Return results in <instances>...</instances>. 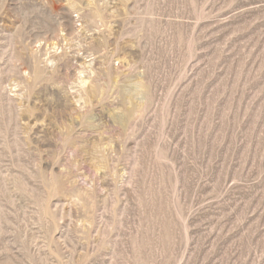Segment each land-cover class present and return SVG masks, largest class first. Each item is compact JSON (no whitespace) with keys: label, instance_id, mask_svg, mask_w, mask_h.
I'll return each instance as SVG.
<instances>
[{"label":"rangeland","instance_id":"374dc122","mask_svg":"<svg viewBox=\"0 0 264 264\" xmlns=\"http://www.w3.org/2000/svg\"><path fill=\"white\" fill-rule=\"evenodd\" d=\"M0 264H264V0H0Z\"/></svg>","mask_w":264,"mask_h":264},{"label":"bare ground","instance_id":"6f19581e","mask_svg":"<svg viewBox=\"0 0 264 264\" xmlns=\"http://www.w3.org/2000/svg\"><path fill=\"white\" fill-rule=\"evenodd\" d=\"M55 10L58 11V9L55 7ZM27 60V59H26Z\"/></svg>","mask_w":264,"mask_h":264}]
</instances>
